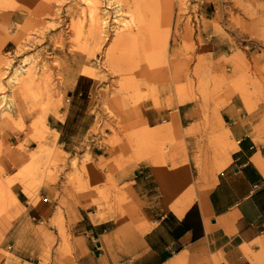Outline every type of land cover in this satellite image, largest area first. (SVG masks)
<instances>
[{"label": "rangeland", "instance_id": "374dc122", "mask_svg": "<svg viewBox=\"0 0 264 264\" xmlns=\"http://www.w3.org/2000/svg\"><path fill=\"white\" fill-rule=\"evenodd\" d=\"M0 24V264H68L81 206L142 227L144 165L222 168L220 112L264 102V0H0Z\"/></svg>", "mask_w": 264, "mask_h": 264}, {"label": "crops", "instance_id": "0c3cea01", "mask_svg": "<svg viewBox=\"0 0 264 264\" xmlns=\"http://www.w3.org/2000/svg\"><path fill=\"white\" fill-rule=\"evenodd\" d=\"M6 39L1 36L0 43ZM220 114L230 119L236 141L230 161L199 173L190 159L175 168L144 165L147 171L137 189L133 186L142 227L102 211L89 215L81 206L72 225L75 254L68 264H264V102L250 114L236 104ZM13 198L16 206L24 204L23 217L40 216L41 208L35 201L27 204L23 189H16ZM9 213L17 217L16 209ZM15 223L8 230L13 235Z\"/></svg>", "mask_w": 264, "mask_h": 264}, {"label": "bare ground", "instance_id": "6f19581e", "mask_svg": "<svg viewBox=\"0 0 264 264\" xmlns=\"http://www.w3.org/2000/svg\"><path fill=\"white\" fill-rule=\"evenodd\" d=\"M20 71H21V70L19 69V70L17 71V73L20 72ZM185 206H186V205H185ZM177 211H178V210H177Z\"/></svg>", "mask_w": 264, "mask_h": 264}]
</instances>
